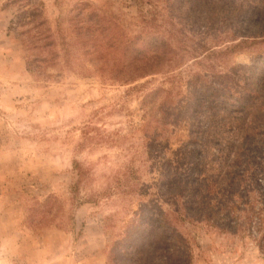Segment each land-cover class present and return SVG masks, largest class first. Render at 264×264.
I'll return each instance as SVG.
<instances>
[{
  "label": "rangeland",
  "instance_id": "374dc122",
  "mask_svg": "<svg viewBox=\"0 0 264 264\" xmlns=\"http://www.w3.org/2000/svg\"><path fill=\"white\" fill-rule=\"evenodd\" d=\"M23 2L0 0V264H264V0H31L49 53ZM85 5L162 46L66 65Z\"/></svg>",
  "mask_w": 264,
  "mask_h": 264
},
{
  "label": "trees",
  "instance_id": "16d2710c",
  "mask_svg": "<svg viewBox=\"0 0 264 264\" xmlns=\"http://www.w3.org/2000/svg\"><path fill=\"white\" fill-rule=\"evenodd\" d=\"M19 2H23V0H18ZM40 5L41 2H38ZM34 5V4H33ZM20 9H22V11H26L27 13L22 14L21 16L27 20L28 22H34L36 23L35 28L37 29L38 34L35 35H31V39L32 40H36L39 39V41L41 42V44H36V42H34L35 44L31 47L28 48L29 50H31L32 48L35 50H37L38 52H52L54 50H56L55 46V40L52 38V31L50 28H48V25L46 24V22L44 20H41L39 17H41V11L37 10V7L32 6L31 4V0H24L23 4L18 6V10L20 11ZM31 9V10H30ZM77 12L74 15H70L69 16V26L71 28V33H73L76 37V39L78 40L77 42L72 43V46L77 47V55L74 54L75 57H71L72 53L71 50L69 48H65L67 57L65 60L66 65H69V63L71 62V60L74 59H78L79 55L84 56L85 58V62H87L92 68H96L97 66V62H99L100 58H104L106 61H111V56L109 55H117L120 58V65L121 66H125L126 64H124L123 62H126V55H130L133 54L135 55L137 58V56H147L145 55L146 53H154L157 51L155 49H157V47L162 46V40H158L157 38L153 36L152 33H143V34H139L138 36L132 38V39H128L126 37V35L121 31V29H119V26L117 23H115L114 21H112V19L101 15L100 13H98L96 10H91V7L89 5H85L84 7H80L75 9ZM20 16V15H19ZM17 16V17H19ZM96 20V21H95ZM93 21H95L94 23H92ZM92 23L91 25L93 26H87L85 31L82 30V27H80L78 24L80 23ZM107 31V35H105V39L107 40V42H105L103 45L100 44V40L97 38L99 37V35L104 34V32ZM97 32H99L97 34ZM146 35H150V38H148ZM138 38V39H137ZM148 38V39H147ZM80 39L84 40V41H80ZM147 39V41H146ZM140 40V41H139ZM155 43H158L159 45H156ZM163 44L168 47V44H166L165 42H163ZM142 45V47H141ZM79 47V48H78ZM147 47H149L147 49ZM153 48V49H152ZM63 49V48H62ZM28 50V51H29ZM108 53V54H107ZM65 54V52H64ZM106 54H107V58H106ZM153 55V54H152ZM87 57V58H86ZM83 58V60H84ZM125 58V59H124ZM118 59V58H117ZM32 62L34 61H40V59H33L31 60ZM113 61H115V59H113ZM46 62V61H45ZM100 65H98V70L101 69ZM115 65L112 62V67L110 68L111 70L115 69ZM117 70V68L115 69ZM198 77H195L191 80L187 81V86L191 87V85L193 84L197 89H199V92L201 95H205L206 90H205V85L203 84L205 81H202L203 83H200V86L196 85L198 84L200 81L198 79H200V74L196 75ZM202 80V79H201ZM195 93H197V91L195 90ZM240 101V99H238V102ZM195 112V116H198L199 113L197 111ZM184 121L186 120L185 118H183ZM187 121V120H186ZM186 126H189L186 123ZM167 144H169L168 142H165ZM203 144V146H202ZM164 145V148H165ZM195 146H199L200 148H204L206 147V142L205 140H199L198 138L195 139V144H193ZM202 150V149H200ZM202 151H200L201 153ZM199 153V154H200ZM165 158V157H163ZM190 170L192 168H189ZM196 168L193 169L192 174L198 175L199 177H195L193 180H185L182 179L181 183H182V192L187 191V188L191 189L192 193L197 192L198 190L200 191H205L204 194H208V187L209 185L207 184L206 179L203 178V176L205 174L200 173L202 170L196 171ZM205 169V168H204ZM163 173H165L166 175L169 173H166V170H162ZM168 176V175H167ZM163 179V176H162ZM205 184V185H204ZM181 189V188H179ZM204 194H202L204 196ZM179 195V194H178ZM163 211H162V220L165 219V217L163 216ZM169 227V225H167ZM169 230V229H168ZM142 232V231H141ZM144 232L146 233L145 237H139V242H140V246L142 247H153L156 245H162L163 247V251H169V244H165L166 240L169 241L170 243V237H166V235L161 232L162 234H160L159 236L153 237L150 236V232L148 229ZM136 233L139 236L138 231H136ZM159 234V233H158ZM134 238H131L130 243L132 245V247H134L133 243L134 241H136ZM129 246V247H130ZM135 249V247H134ZM133 249V250H134ZM130 251V252H133Z\"/></svg>",
  "mask_w": 264,
  "mask_h": 264
}]
</instances>
